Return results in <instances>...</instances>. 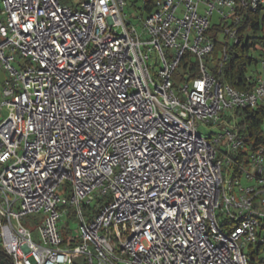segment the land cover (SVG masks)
<instances>
[{"label":"built area","instance_id":"built-area-1","mask_svg":"<svg viewBox=\"0 0 264 264\" xmlns=\"http://www.w3.org/2000/svg\"><path fill=\"white\" fill-rule=\"evenodd\" d=\"M3 4L10 264H264L252 260L264 243V143L243 138L236 118L264 111V70L247 76L249 91L216 75L264 0L145 2L136 25L126 0Z\"/></svg>","mask_w":264,"mask_h":264},{"label":"trees","instance_id":"trees-1","mask_svg":"<svg viewBox=\"0 0 264 264\" xmlns=\"http://www.w3.org/2000/svg\"><path fill=\"white\" fill-rule=\"evenodd\" d=\"M157 0H150L147 2L146 11L150 12L154 8ZM252 31L257 35L262 33V37L247 38V42L238 45H230L226 49L228 55L227 61L223 64L221 74H216L223 83L230 84L233 88L240 91L252 90L253 84L248 82L246 72L247 68L257 62L249 55L251 49L255 51H264V19L261 22L260 16L256 13H248L246 20L241 25V32L246 34ZM243 37V36H242ZM224 45L215 41V49L213 52V60H217L219 53L223 50ZM238 120V127L241 136L251 142L264 143V139L260 136V126L264 118V111H251L249 109H239L236 112ZM262 244L259 245L261 247ZM258 248L252 253V260L254 261ZM0 263L10 264V261L5 256H0Z\"/></svg>","mask_w":264,"mask_h":264},{"label":"rangeland","instance_id":"rangeland-1","mask_svg":"<svg viewBox=\"0 0 264 264\" xmlns=\"http://www.w3.org/2000/svg\"><path fill=\"white\" fill-rule=\"evenodd\" d=\"M66 1L68 0H61L62 4H65ZM126 1H127L126 11L128 12V19L129 21H131L133 24L136 25L138 23L135 18L141 14V10L145 2H148L150 0H126ZM3 7H4L3 0H0V12L3 10ZM1 18L2 16L0 15V20ZM260 19L262 22L264 19V13L260 16ZM246 36L249 38H253V37H262L263 35L262 33H258L257 35H255L253 34L252 31H249L246 33ZM249 55L255 59L257 64L253 63L247 68L246 76L255 77L258 72H263L264 70L263 65L261 64L262 51H255L254 49H251L249 52ZM178 72L179 73L182 72V69L179 68ZM5 79H6V73L0 65V85ZM7 114L8 112L5 109L0 108V117L5 118ZM198 132L200 135L208 137L211 135L218 134L219 131L217 128H214V127L200 126L198 129ZM25 223L26 225H29V224L36 225V222L33 221V218L31 216L25 218ZM67 225H71V228H74V224L71 221L66 220L61 224V226L63 227V232H65L64 230L67 229ZM261 238L264 240V226L261 229ZM0 248H1V245H0ZM258 248H260L258 258H259V261H261L264 259V243L262 244L261 247L257 246L253 250L256 251Z\"/></svg>","mask_w":264,"mask_h":264},{"label":"water","instance_id":"water-1","mask_svg":"<svg viewBox=\"0 0 264 264\" xmlns=\"http://www.w3.org/2000/svg\"><path fill=\"white\" fill-rule=\"evenodd\" d=\"M4 256L5 254L2 252V251H0V256ZM0 264H4V263H0Z\"/></svg>","mask_w":264,"mask_h":264},{"label":"crops","instance_id":"crops-1","mask_svg":"<svg viewBox=\"0 0 264 264\" xmlns=\"http://www.w3.org/2000/svg\"><path fill=\"white\" fill-rule=\"evenodd\" d=\"M3 82H4V81H3ZM3 82H2V83H3ZM1 85H2V84H1ZM1 85H0V87H1Z\"/></svg>","mask_w":264,"mask_h":264}]
</instances>
